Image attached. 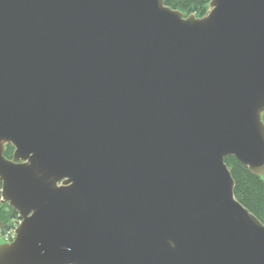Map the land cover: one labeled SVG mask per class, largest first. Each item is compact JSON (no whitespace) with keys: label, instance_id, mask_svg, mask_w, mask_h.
Returning a JSON list of instances; mask_svg holds the SVG:
<instances>
[{"label":"water","instance_id":"1","mask_svg":"<svg viewBox=\"0 0 264 264\" xmlns=\"http://www.w3.org/2000/svg\"><path fill=\"white\" fill-rule=\"evenodd\" d=\"M209 6L0 0V264H264V0Z\"/></svg>","mask_w":264,"mask_h":264},{"label":"trees","instance_id":"2","mask_svg":"<svg viewBox=\"0 0 264 264\" xmlns=\"http://www.w3.org/2000/svg\"><path fill=\"white\" fill-rule=\"evenodd\" d=\"M165 3L187 15L194 13L196 16H203L210 8V0H165ZM14 149L12 144H6L5 156L12 158ZM226 163L235 179L236 198L264 224V176L251 173L234 156L226 157ZM19 222L18 211L8 203H0V237L15 228Z\"/></svg>","mask_w":264,"mask_h":264},{"label":"built area","instance_id":"3","mask_svg":"<svg viewBox=\"0 0 264 264\" xmlns=\"http://www.w3.org/2000/svg\"><path fill=\"white\" fill-rule=\"evenodd\" d=\"M1 200H3V189H2V185L0 183V203L2 202ZM19 224V223H18ZM18 224L16 225V227L18 226ZM15 227V228H16ZM15 228H13L12 230L8 231L4 236H2L3 238H5V240H12L15 237Z\"/></svg>","mask_w":264,"mask_h":264},{"label":"rangeland","instance_id":"4","mask_svg":"<svg viewBox=\"0 0 264 264\" xmlns=\"http://www.w3.org/2000/svg\"><path fill=\"white\" fill-rule=\"evenodd\" d=\"M6 242L5 238L0 237V243Z\"/></svg>","mask_w":264,"mask_h":264}]
</instances>
